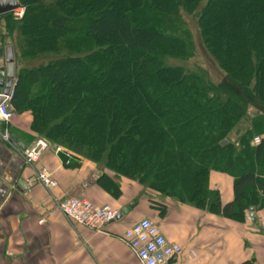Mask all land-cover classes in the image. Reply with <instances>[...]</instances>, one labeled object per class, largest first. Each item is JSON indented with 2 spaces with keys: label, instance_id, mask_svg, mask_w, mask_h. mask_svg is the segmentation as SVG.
<instances>
[{
  "label": "trees",
  "instance_id": "16d2710c",
  "mask_svg": "<svg viewBox=\"0 0 264 264\" xmlns=\"http://www.w3.org/2000/svg\"><path fill=\"white\" fill-rule=\"evenodd\" d=\"M42 1H21L24 12L16 25L30 53L43 41L25 37L38 25L32 13ZM50 1L62 15L49 20L56 42L43 48L77 53L27 76L16 73L8 105L13 114H32L36 139L56 146L64 161L93 163L96 183L114 197L123 177L236 222L250 209L264 210V0ZM189 17L229 82L179 65L195 55ZM3 28L2 51L9 33ZM36 85L40 89L31 94ZM183 88L190 106L169 115L181 102L175 92ZM216 113V125H195ZM210 171L233 177L231 203L220 207L217 194L207 190Z\"/></svg>",
  "mask_w": 264,
  "mask_h": 264
},
{
  "label": "crops",
  "instance_id": "0c3cea01",
  "mask_svg": "<svg viewBox=\"0 0 264 264\" xmlns=\"http://www.w3.org/2000/svg\"><path fill=\"white\" fill-rule=\"evenodd\" d=\"M2 49L0 38V68ZM32 121L29 111L13 114L8 122L0 120V264H139L121 236L143 218L156 224L168 243L181 248L170 264H264V225L260 223L264 210L254 212L255 223L249 213L236 222L123 177L117 180L120 193L114 197L96 183L99 170L93 163L64 161L53 146L36 164L28 165L23 151L36 139ZM38 169L51 174L56 188L28 187ZM233 181L220 171L208 173L206 188L217 194L220 207L233 201ZM72 197L120 211L126 208L127 213L101 232H93L69 222L58 211L56 201Z\"/></svg>",
  "mask_w": 264,
  "mask_h": 264
},
{
  "label": "built area",
  "instance_id": "2783aa9c",
  "mask_svg": "<svg viewBox=\"0 0 264 264\" xmlns=\"http://www.w3.org/2000/svg\"><path fill=\"white\" fill-rule=\"evenodd\" d=\"M15 16L19 18L21 12ZM0 97H4L0 104V120L8 122L13 115L8 105L11 93L4 95L0 89ZM3 139L6 141L7 137L3 136ZM258 142L259 138H253V144ZM40 145H43L42 141L34 139L24 150L23 158L28 165L39 161L42 152ZM43 146L46 148L45 144ZM27 185L40 186L47 191L57 186L51 174L44 169L36 170ZM56 207L66 220L93 232H101L104 226L113 223L120 216L119 209L109 205L96 206L86 199L76 197L57 200ZM42 223V220L39 221V224ZM260 223L264 225V213L260 217ZM121 240L134 253L139 264H170L181 254V248L168 243L160 234L158 226L147 218L140 219L128 227L123 232Z\"/></svg>",
  "mask_w": 264,
  "mask_h": 264
},
{
  "label": "rangeland",
  "instance_id": "374dc122",
  "mask_svg": "<svg viewBox=\"0 0 264 264\" xmlns=\"http://www.w3.org/2000/svg\"><path fill=\"white\" fill-rule=\"evenodd\" d=\"M43 5H41L40 7L37 8V11L32 13V18H34L35 20H38V25L33 26V30L32 32H27V36H25L26 38H30L32 40H34L35 38H43V41L40 42V44L35 45L36 48H38L36 51L31 53L28 51L27 49V45H24L22 42L25 39L24 37H21L23 35H20L18 26L20 25H16L17 21L15 20L16 18L13 16V14H15L16 12L12 13L11 18L9 17L8 19H5L6 17H4L3 19L0 20V34L3 35L4 37V28L6 27L9 28V33L8 36L5 37L4 40V47L8 46L10 43H12L13 45V55H14V65H15V75L17 74H25L27 76L28 72L31 71L32 69L38 67L39 65H44L45 63H47L50 60L53 59H57V58H62L64 57L67 53H77L74 49L72 48H55V50H49V49H44L43 46H45V44L50 43V41H52L53 44H55V40L56 38H53V40L50 39V34H52V29L49 25V20L53 17V16H58V15H62V13L59 11L60 14H56L55 9L53 8V1L51 2L50 0H43ZM67 5H71V3L67 4ZM223 5H221V9L223 11H227V7H222ZM51 7V8H50ZM62 10V9H61ZM216 12H218L219 10H215ZM53 15V16H52ZM213 17H215V14H211ZM187 19V23H188V28H189V32H191L192 34V38H193V46H194V51H195V55L194 58L189 59L188 61H186V63H179V65H182L183 67H186L188 70H201L202 72H204L206 75L210 76L211 78L214 79V81H224V82H229L230 80L228 79V77L223 74L219 68H218V63H216L215 61H213V59L209 56V53L207 52V50L202 46L201 41H200V33H199V29L197 27V25L194 23V19L192 18H186ZM28 26V25H27ZM15 28V30H14ZM70 28V27H69ZM206 31H208V29H206ZM58 36V35H57ZM25 41V40H24ZM61 44V43H60ZM3 50V49H2ZM82 55V54H81ZM178 62V60L173 58V62ZM257 72V71H256ZM253 75V74H252ZM235 78L237 79L238 77L235 76ZM254 79V77H253ZM239 80V79H237ZM253 80L251 82L250 85H252ZM40 86L36 85L33 88H30V93L32 94V92H34V90H39ZM100 90V89H98ZM175 98H180L181 102L178 103V105L170 110L169 115L175 116L177 114H179L180 111H182L183 109H186L187 107H189L190 105H188V98H189V94L188 91H186L184 88L182 91L178 90L177 93L175 92ZM159 103H162L161 99L159 100ZM206 110V108H205ZM251 112L254 111L253 108L249 109ZM210 111V110H209ZM198 112V110H196V113ZM46 114V112H45ZM219 119L218 114L216 113L215 115H213L211 118H208L207 120L201 119V121H199V123L195 124L197 125V127H199L200 125H203L204 128H207L205 125L208 124V126H212V124L216 125L217 120ZM167 125V124H166ZM194 127L191 126L189 128ZM170 134L173 135V132H171ZM40 140L42 141V144L46 145V140L44 138H40ZM111 141V140H109ZM186 143V147H187ZM40 145V150L41 155L43 154V152L46 150V148ZM181 143L178 141L176 142V148L177 150H179ZM211 146V145H208ZM171 148L174 150L175 146L171 145ZM215 151H212V154L214 155ZM191 159V158H190ZM262 178H264L262 176ZM261 212V211H260ZM262 216V215H261Z\"/></svg>",
  "mask_w": 264,
  "mask_h": 264
},
{
  "label": "water",
  "instance_id": "95a60500",
  "mask_svg": "<svg viewBox=\"0 0 264 264\" xmlns=\"http://www.w3.org/2000/svg\"><path fill=\"white\" fill-rule=\"evenodd\" d=\"M22 0H0V16L13 13L14 11H17L22 8L21 5ZM15 74H14V56L13 51L11 47H7L5 49V67L0 69V88H4L3 94L7 95L9 94L10 90L13 89V80H14ZM4 97H0V104L2 103ZM10 141H15L13 137L9 138ZM222 142V144H224ZM53 150H56V146H53ZM19 186H22V183L20 182L18 184ZM130 208L133 207L129 206ZM122 214L127 213V209L124 208L121 210ZM253 210L250 209V217L253 218ZM121 215L117 218L119 219ZM253 221L255 219L253 218Z\"/></svg>",
  "mask_w": 264,
  "mask_h": 264
}]
</instances>
